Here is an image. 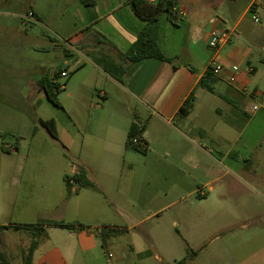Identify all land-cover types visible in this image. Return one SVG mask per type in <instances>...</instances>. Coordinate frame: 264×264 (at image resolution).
<instances>
[{
    "label": "crops",
    "instance_id": "obj_1",
    "mask_svg": "<svg viewBox=\"0 0 264 264\" xmlns=\"http://www.w3.org/2000/svg\"><path fill=\"white\" fill-rule=\"evenodd\" d=\"M21 3L24 13L19 18L22 19L30 11L34 12L35 22L45 26L52 34L49 36L50 40L62 36L63 33L69 34L68 38L62 39L67 53L60 56V63L65 67L59 68L56 62L47 64L36 60L27 70L28 75L25 73L23 78L16 81L5 77L0 70V94L16 84L19 90L29 91L27 96H22L24 100H31L32 96L39 99L46 96L41 87L42 79L47 78L61 84L59 77L68 78L72 74L74 76L63 83V90H71L67 92V97L71 98L76 109L95 110L105 100L107 104L116 102L124 111L134 115L132 120L123 114H98L89 117L88 140H82V149L94 153L99 148L103 152L116 155L121 149H126L130 126L136 123L140 127L145 126L147 131L144 136L148 142V151L151 152L153 149L150 147L155 138L152 132L160 136L166 134L161 130L168 127L171 130L168 134L179 139L177 142L174 140V144L165 149L164 154L171 158L170 163L176 170L193 177L196 188L188 196L195 195L194 207L197 205L202 208L205 202H210L212 210L206 211L210 216L230 218L231 214H226L229 211L225 210L222 202L228 201V195L231 194L237 197V208L241 209L242 214L264 215V147L259 150H247L245 146L238 148L239 141L250 129L253 118L245 123L236 137L230 130L234 125L226 124V127L220 128L215 139L231 138L233 142L229 148L189 147L191 135L213 138L214 133L207 122H191L204 91L223 99L230 112L242 109L245 113L256 116L264 111V24L257 34L253 32L254 41L261 45L260 51H254L252 47L242 43V31L239 30L244 18L251 12L260 16L261 22L263 21L264 0H177V10L183 16L174 25L164 15L158 32L159 45L163 53L172 59L171 62L157 59L131 62L125 56L146 24L135 15L128 0H21ZM216 30H227L232 36L230 42L220 50L217 60L227 71L217 77L215 90L211 92L198 84L205 77L213 60L214 53L209 42ZM42 43L43 49L54 44ZM105 56L125 68L122 82L96 63L95 59ZM244 64L247 67H243ZM232 66L239 67L236 83L229 81ZM9 71L12 74L15 70L11 68ZM60 72H65L67 76H62ZM217 85H221V91L217 89ZM97 89L100 91L94 93ZM243 89H247V92H243ZM192 91L196 94L194 109L187 119L177 122L175 114ZM258 101L262 103L257 104ZM60 104L66 108L63 103ZM253 104L260 105L261 108L250 113L248 110ZM99 109L104 108L102 106ZM217 111L220 114L224 112L222 108ZM69 117L73 123L71 143L76 145L75 136L80 127L79 111L72 110ZM56 128L57 139L61 140L66 150H71L69 141L62 139L58 126ZM43 129L49 133L46 127ZM3 133V129H0V137ZM49 135L51 136L50 133ZM4 145L0 141V252L12 264H23L24 252L38 237L33 264H86V256L97 253L94 244L102 238L103 227L101 231L94 232L91 225L98 214H108L109 210L97 196L90 193L67 202L70 199L62 197L59 192V198L50 203L47 181L41 175L30 173L42 171L46 165L30 164L29 172L23 175L20 165L11 154L21 153L22 143L13 145L7 152L3 150ZM241 156L246 159L244 166L239 164L243 159ZM81 168L67 166L64 176H72ZM223 176H229L230 179L214 188L213 184ZM206 186L209 194H200V189ZM76 189L79 191V188ZM213 195L220 196L222 201L214 200ZM104 197L108 200L106 192ZM47 219L79 222L87 227L76 231L47 227V234L40 236L28 230L13 228L15 224H36ZM106 229L110 233L113 228L108 226ZM62 237L66 240H62ZM111 237L110 234L105 243L103 242L105 248L109 246ZM23 239L25 243L21 245ZM262 248L264 244L255 252ZM112 256L109 254V258Z\"/></svg>",
    "mask_w": 264,
    "mask_h": 264
},
{
    "label": "rangeland",
    "instance_id": "obj_2",
    "mask_svg": "<svg viewBox=\"0 0 264 264\" xmlns=\"http://www.w3.org/2000/svg\"><path fill=\"white\" fill-rule=\"evenodd\" d=\"M23 13L21 0H8L4 3L0 0V70L4 76L15 81L21 79L25 73L28 75L27 70L36 60L47 64L56 62L59 68H64L65 65L60 63V56H65L67 51L62 39L68 38L69 34L63 33L60 36L62 38L55 37L50 40L49 36L52 34L47 28L19 18ZM252 15L253 13H249L239 27L242 31L241 41L254 51H260L261 45L254 41L253 32L257 34L261 30L264 19L255 23ZM42 42L54 44L43 49ZM243 67H247V64ZM11 68L15 70L12 74L9 71ZM73 76L71 74L68 78L59 77L58 81L63 84ZM216 87L221 91V85ZM69 91L71 90L67 92ZM98 91L100 90L93 92ZM67 92L62 89L58 93V101L65 108L54 105L45 95L39 99L32 96L31 100H24L22 96H27L29 91L19 90L16 84L1 91L0 129L4 133L0 141L14 146L22 143L21 153L14 155L11 152L15 162L21 167V174L29 172L30 164L46 165L42 171L30 173L41 175L47 181L50 203L59 198V192L62 197L70 199L67 202L90 193L97 196L109 210L108 214H98L91 225L94 232L101 231L102 227L105 231L108 226L113 228L109 246L105 248L103 239L99 238L94 244L97 253L87 255L86 264H176L183 259L186 264H264V248L255 252L264 244V215L242 214L241 209L237 208V197L231 194L228 195V201L222 202L225 210L229 211L226 214H231L230 218L210 216L206 212L212 210L210 202H205L202 208L197 205L194 207L195 195L188 196L196 188L193 177L176 170L170 163L171 158L164 154L165 149H169L174 144L173 141L177 142L179 139L168 134L171 132L168 127L161 130L166 134L160 136L152 132L155 138L150 147L153 149L151 152L147 150L142 153L123 148L114 155L97 148L91 153L80 147L82 140H88L89 117L98 114H123L132 120L134 115L124 111L116 102L107 104L105 100L98 105L99 108L103 106V110L98 107L95 110L76 109L71 98L67 97ZM260 103L262 102H257ZM218 108H222L224 112L220 114ZM72 110L79 111L80 116L79 132L75 136L76 145L71 143L73 123L69 115ZM252 118L253 123L239 141L238 148L245 146L247 150H259L264 147V111L256 116L249 115L242 109L230 112L223 99L204 91L191 122H207L214 133L213 138L191 135L189 147L229 148L233 142L231 138L215 139L220 128L226 127V124L234 125L230 130L236 137L245 123ZM41 119L55 120L62 139L69 141L71 150H66L61 140L52 138L43 129ZM245 163V158L239 162L243 166ZM67 166L84 168L94 186L81 188L74 182L72 193L69 194L64 176ZM229 179V176H223L213 184L214 188ZM76 188L79 191L75 192ZM104 192L108 200L104 197ZM199 193L209 194L208 186L200 189ZM212 197L214 200L221 199L220 196ZM37 238L34 240H38ZM63 239L66 240L65 237ZM24 243L23 239L20 244ZM109 254L113 256L109 258Z\"/></svg>",
    "mask_w": 264,
    "mask_h": 264
},
{
    "label": "trees",
    "instance_id": "obj_3",
    "mask_svg": "<svg viewBox=\"0 0 264 264\" xmlns=\"http://www.w3.org/2000/svg\"><path fill=\"white\" fill-rule=\"evenodd\" d=\"M133 12L141 20L145 21V26L140 30L137 40L134 42L129 51L125 56L131 62H140L145 59H157L161 61H172L162 51L158 42L159 25L162 17L167 15L170 21L177 25V0H156L155 2H148L147 0H128ZM96 63L99 64L107 73L112 75L115 79L122 82L123 75L125 74V68L115 64L108 57H101L95 59ZM62 73V72H60ZM218 78L207 71L205 77H203L198 86L208 91L214 92V85L217 83ZM63 84H59L55 81H51L47 78L42 79L41 87L45 91L47 98L56 106L61 107L58 101V93L63 89ZM196 101L195 91H192L190 95L183 101L179 109L175 114V120L177 122L183 121L189 117L192 110L194 109ZM234 107H237L233 103ZM41 123L52 137L58 138L56 122L54 119L41 120ZM146 129L143 125L140 127L136 123L130 126L125 147L127 150L146 153L148 150V142L144 136ZM137 140V142H135ZM6 146H3V150L7 152ZM65 181L69 190V194L72 193L73 183L76 182L81 188L93 187V182L89 179L88 173L84 168H81L77 173L72 176H65ZM77 192V189L75 190ZM47 227H60L66 229H84L87 226L79 222H64V221H53V220H42L36 224H15L14 229L28 230L33 234L40 236L46 235ZM103 242L110 236L109 231L102 230L101 232ZM38 246V240H33L29 248L24 252L23 264H33L34 252ZM0 264H12L7 256L0 252ZM176 264H186V260L183 259Z\"/></svg>",
    "mask_w": 264,
    "mask_h": 264
},
{
    "label": "built area",
    "instance_id": "obj_4",
    "mask_svg": "<svg viewBox=\"0 0 264 264\" xmlns=\"http://www.w3.org/2000/svg\"><path fill=\"white\" fill-rule=\"evenodd\" d=\"M147 1L148 2H155L156 0H147ZM251 13H253V12H251ZM181 16H183V13L179 11L176 20H178L179 17H181ZM23 19L26 22H35L36 21L35 14L32 11L28 12L25 16H23ZM252 20L255 23H260V21H261L259 16H257L254 13L252 15ZM231 36H232V33L227 31V30H222V31L216 30L211 35V40L209 42V46H210V49L214 53V57H213L211 64L208 67V70L211 71V73L213 75H215L216 77H221L227 71V68H225L223 65L219 64V62L217 60L219 57L220 50L230 42ZM238 72H239L238 66H232L231 67V75L229 77V81L231 83L237 82V73ZM61 75L67 76V74L65 72H62ZM243 92H247V89H243ZM260 108H261L260 105L253 104L248 111L250 113H254V112L260 110ZM135 142H137V140H135ZM5 146H6V148H12L13 147L12 144H8V143L5 144Z\"/></svg>",
    "mask_w": 264,
    "mask_h": 264
}]
</instances>
